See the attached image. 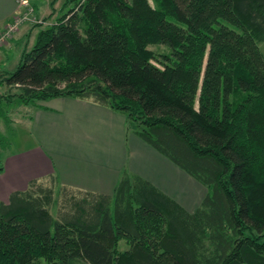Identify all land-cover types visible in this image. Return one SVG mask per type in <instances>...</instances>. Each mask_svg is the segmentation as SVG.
<instances>
[{
  "label": "trees",
  "instance_id": "obj_1",
  "mask_svg": "<svg viewBox=\"0 0 264 264\" xmlns=\"http://www.w3.org/2000/svg\"><path fill=\"white\" fill-rule=\"evenodd\" d=\"M70 2L3 81L123 112L207 191L189 211L128 169L112 194L31 180L0 202V264H264V0Z\"/></svg>",
  "mask_w": 264,
  "mask_h": 264
},
{
  "label": "crops",
  "instance_id": "obj_2",
  "mask_svg": "<svg viewBox=\"0 0 264 264\" xmlns=\"http://www.w3.org/2000/svg\"><path fill=\"white\" fill-rule=\"evenodd\" d=\"M19 1L0 0L1 27L24 8ZM50 1L29 0L43 15L55 8ZM38 30L24 24L0 46V75L12 71L8 65L18 66L28 49L19 44L26 37L35 36V42ZM15 45L20 47L17 53H13ZM12 55L18 57L10 63ZM25 119L31 143L0 156V202H9L13 191L26 190L31 180L51 177L73 188L112 194L124 169L148 180L189 211L205 195L188 198L194 177L143 140L121 111L89 99L57 96L35 104Z\"/></svg>",
  "mask_w": 264,
  "mask_h": 264
},
{
  "label": "rangeland",
  "instance_id": "obj_3",
  "mask_svg": "<svg viewBox=\"0 0 264 264\" xmlns=\"http://www.w3.org/2000/svg\"><path fill=\"white\" fill-rule=\"evenodd\" d=\"M69 1V2H68ZM152 3L154 0H150ZM74 5L73 2H70V0H57L54 9L51 11L50 14L43 15L41 13H38L36 10L33 11L30 18H26L23 20V22L20 25V28L26 24V25H33L37 24V28L40 26L46 27L54 21H56L57 17L59 15H62L69 7H72ZM41 14V15H40ZM34 37H26L23 39V43H20V47L22 48L24 46H27V48H31L34 44ZM11 39V38H10ZM9 39V40H10ZM7 40V41H9ZM7 41H4L0 44L3 45ZM18 45L13 46V53H17L19 48ZM151 49L156 51L157 53H163L168 52L169 47L166 44H152L149 46ZM19 54V53H18ZM18 57L13 55L11 56L10 63H12L13 60H16ZM157 63V61H155ZM13 63L11 65H8V70H14L16 67H13ZM5 67V65H4ZM4 77L3 74L0 75V156L4 155L5 153H8L9 151L18 150L20 148L26 147L31 143V136H29V128L26 126L28 123V119H25V117L32 111L36 103L26 104L22 102L20 97L17 96V94L20 92L18 89V86H9L3 81ZM40 102V101H39ZM37 102V103H39ZM130 128L133 129V125L129 124ZM193 179V185H189V189L187 191V197L193 198L194 196H197L199 193L203 194L206 193L207 189L205 186L197 181L194 178ZM45 187H52L54 189V193L57 199H59V206L61 205V198L66 194L68 196L71 194H75L78 196V192L74 190L73 188L66 187L65 189H62V195L59 194V184L55 183L54 181H46L44 183ZM195 185V188L193 187ZM64 192V193H63ZM66 192V193H65ZM58 196V197H57ZM203 196V195H202ZM65 197V196H64ZM202 198V197H201ZM63 202V201H62ZM56 207H52V212L56 214L55 211ZM120 248L126 249L128 248V245L124 240L120 242ZM44 264V263H41ZM76 264H90L89 262L85 260H78Z\"/></svg>",
  "mask_w": 264,
  "mask_h": 264
},
{
  "label": "built area",
  "instance_id": "obj_4",
  "mask_svg": "<svg viewBox=\"0 0 264 264\" xmlns=\"http://www.w3.org/2000/svg\"><path fill=\"white\" fill-rule=\"evenodd\" d=\"M19 2L24 8L19 9L12 20L7 22L5 26H0V44L9 40L15 34V32L20 29V25L23 20L30 18L31 14L35 10L34 6L29 2V0H20Z\"/></svg>",
  "mask_w": 264,
  "mask_h": 264
}]
</instances>
